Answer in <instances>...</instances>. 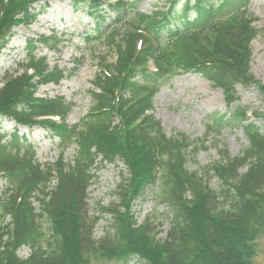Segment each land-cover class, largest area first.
<instances>
[{
	"label": "trees",
	"instance_id": "16d2710c",
	"mask_svg": "<svg viewBox=\"0 0 264 264\" xmlns=\"http://www.w3.org/2000/svg\"><path fill=\"white\" fill-rule=\"evenodd\" d=\"M40 1L46 0H0V52L14 27L35 20L33 5ZM140 1L71 0L92 21L86 41L106 38L115 52V61L102 62L94 75L92 104L79 124L66 123L71 105L63 99L35 96L37 86L57 83L61 75L54 79L37 68L34 82L27 74L4 79L0 122L16 127L11 140L0 143V180L6 186L0 221L10 220L0 225V264H92L96 255L122 264L134 257L140 264H251L253 241L264 231V135L249 122L246 109L231 108L237 85H258L249 71L251 42L258 34L256 18L246 13L249 0H156L163 9L150 15L136 11ZM126 22L129 29L118 35L115 28ZM186 73L201 75L224 95L228 109L209 117L208 130L241 126L250 143L242 156H222L203 176L188 172L185 162L189 148L206 149L205 140L166 138L148 114L161 84ZM42 117L59 122L37 120ZM250 117L264 113L252 111ZM32 125L58 138L54 164H38L32 147L18 136L17 126ZM71 145L75 157L66 163L63 155ZM98 159L127 169L123 202L158 184V202L172 213L163 242L151 236L156 227L136 225L126 205L123 212L121 205L101 208L112 216L110 232L99 241L93 237L98 218L87 216V190ZM209 176L219 180L220 193L210 189ZM233 225L237 236H226L224 230ZM22 247L30 250L26 259L17 255Z\"/></svg>",
	"mask_w": 264,
	"mask_h": 264
},
{
	"label": "rangeland",
	"instance_id": "374dc122",
	"mask_svg": "<svg viewBox=\"0 0 264 264\" xmlns=\"http://www.w3.org/2000/svg\"><path fill=\"white\" fill-rule=\"evenodd\" d=\"M133 3L134 0H121ZM155 0H142L137 4L136 11L150 15L163 8L155 5ZM36 11L42 10L34 22L29 26H19L14 29L13 37L7 47L0 53V89L5 77H15L22 73L32 74L28 66L38 67L43 62L45 72L61 71L64 78L57 84L48 82L36 90V96L41 99L62 98L71 105V113L66 122L69 126L79 124L91 107V83L102 61L113 63L115 52L113 46L103 40L85 43L82 33L90 23L84 11L75 12L70 0H47L34 4ZM246 13L252 14L256 21L254 27L257 36L251 42V62L249 71L255 82L264 87V0H250ZM132 18L129 19L131 21ZM128 21V22H129ZM128 22L117 26L118 35H123L129 29ZM109 24L111 22H108ZM34 52L35 60L31 52ZM31 53V55H30ZM35 67V68H36ZM28 70V71H27ZM257 85V86H258ZM256 85L243 87L237 85L233 93L234 102L231 108L247 110L246 117L254 124L257 131L264 135V117H250V112L264 113V90ZM222 91L215 88L211 82L195 73L176 75L164 81L154 98V104L149 115L159 122L166 138H177L185 135L190 141L205 140L206 149L193 152L187 150L185 168L190 173L203 176V171L221 161L226 154L230 158L240 157L250 148V143L244 129L222 127L208 130L206 124L213 113L223 114L227 111ZM215 126L214 124H211ZM216 127V126H215ZM15 124L11 121L0 122L1 143L11 140ZM19 137L23 143L30 145L37 163L45 166L55 163L58 152V139L52 137L45 128L39 125L19 127ZM76 147L70 146L64 154V160L71 163L75 157ZM246 168L240 170L244 173ZM127 169L121 162L107 163L97 160L92 168V180L87 190L88 218H98L93 230V237L99 241L110 232L112 216L101 212V208L116 209L123 212L127 206L130 216L136 225L149 224L151 236L157 242H163L170 229L172 213L166 205L159 204L160 189L158 184L147 188L142 195L128 197L124 202L120 194L124 193V182L128 179ZM124 180V181H123ZM209 187L220 193L222 186L215 176H209ZM55 181L51 185H54ZM0 180V196L5 190ZM223 205V201L220 200ZM221 205V204H220ZM33 207L38 205L33 200ZM9 218L0 221L1 226L8 225ZM43 230L48 236V223L42 222ZM224 233L228 237L238 234L237 225L227 227ZM150 237V236H149ZM155 251V249H151ZM30 254L27 247L17 252L21 259ZM251 264H264V231L256 235L253 241ZM92 264H122L115 258L96 255L92 257ZM208 261L206 257L201 259ZM127 264H140L132 258Z\"/></svg>",
	"mask_w": 264,
	"mask_h": 264
}]
</instances>
